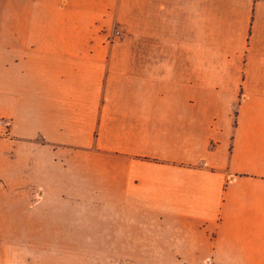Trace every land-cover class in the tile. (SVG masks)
I'll list each match as a JSON object with an SVG mask.
<instances>
[{"label": "crops", "instance_id": "0c3cea01", "mask_svg": "<svg viewBox=\"0 0 264 264\" xmlns=\"http://www.w3.org/2000/svg\"><path fill=\"white\" fill-rule=\"evenodd\" d=\"M18 3V16L1 25L0 126L8 125V133L0 135V238L65 245L24 247L16 261H5L0 250V264H56L57 255L88 253L71 239H87L90 220L108 219L107 210L133 206L123 196L138 144L163 140L165 132L156 128L185 126V119L165 112L202 109L203 84L214 91L226 85L227 93L240 95L233 107L258 112L257 134L245 141L258 142L246 157L257 154L263 193L264 0H165L162 54L148 52L159 45L154 39L129 37L108 47L102 42L98 24L105 12L120 21V0ZM179 32H189L193 52L171 39L179 40ZM219 46L231 48L221 62L214 53ZM224 155L220 148L210 163L226 164ZM167 218L165 225L173 223ZM178 219L187 221L185 214Z\"/></svg>", "mask_w": 264, "mask_h": 264}, {"label": "rangeland", "instance_id": "374dc122", "mask_svg": "<svg viewBox=\"0 0 264 264\" xmlns=\"http://www.w3.org/2000/svg\"><path fill=\"white\" fill-rule=\"evenodd\" d=\"M120 4L121 12L117 9L120 21L105 12L98 22L102 42L108 47L129 37L143 42L154 39L159 45L155 43L148 52L165 53V0H120ZM19 7L18 0H0V39L3 20L10 16L16 18ZM117 28L121 30L119 38L105 41V36ZM179 33V40L171 39L179 41L181 47L184 44L186 53L193 52L189 32ZM222 34L219 30L218 37ZM230 50L219 46L214 53L221 62ZM224 69L229 67L225 65ZM219 81L233 85V79ZM225 86L214 91L203 84L202 109L188 106L184 111L165 112V117L185 119L186 125L156 128L165 132L163 140L138 144L129 186L123 196L133 206L124 207L122 212L107 210L108 219L100 217V222L91 219L87 225L88 238L71 239L70 244L75 248L87 247L89 251L74 253L73 264H264V188L261 193L258 174H255L258 173L256 152L254 157H246L247 149L252 145L256 150L258 142L245 141L248 134H257L258 112L238 105L233 107L232 104L240 102V95L227 93ZM7 128L8 125L6 129L0 126V135L7 136ZM220 148H224L225 158L229 156L227 165L210 163V156ZM165 202H169V208H165ZM172 202L179 207H172ZM97 209L94 210L98 212ZM184 214L187 221L178 219ZM91 215L97 216L92 212ZM165 215L172 217L167 219L173 223L165 225ZM80 226L75 227L74 234L81 231ZM50 241L53 243L48 244ZM57 242L65 245L64 240ZM58 243L35 238H0V250L5 261H16L15 254L24 247L57 246ZM239 252L240 259L235 257ZM71 257L57 255L56 264H64L65 258Z\"/></svg>", "mask_w": 264, "mask_h": 264}, {"label": "built area", "instance_id": "2783aa9c", "mask_svg": "<svg viewBox=\"0 0 264 264\" xmlns=\"http://www.w3.org/2000/svg\"><path fill=\"white\" fill-rule=\"evenodd\" d=\"M121 34V30L119 28L113 29L110 36H105V41H110L112 38H119V35Z\"/></svg>", "mask_w": 264, "mask_h": 264}]
</instances>
